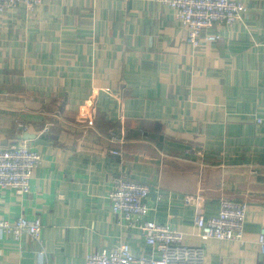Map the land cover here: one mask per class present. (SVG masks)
<instances>
[{"label": "crops", "instance_id": "0c3cea01", "mask_svg": "<svg viewBox=\"0 0 264 264\" xmlns=\"http://www.w3.org/2000/svg\"><path fill=\"white\" fill-rule=\"evenodd\" d=\"M240 1L245 20L197 47L159 0H49L2 14L0 148L27 133L43 159L27 195L0 187V218L41 217L43 229L41 241L0 235V264H40L41 252L86 264L122 242L151 253L112 213L120 175L151 186L150 218L204 247L205 264H264V0ZM223 199L248 203L240 240L194 226Z\"/></svg>", "mask_w": 264, "mask_h": 264}, {"label": "built area", "instance_id": "2783aa9c", "mask_svg": "<svg viewBox=\"0 0 264 264\" xmlns=\"http://www.w3.org/2000/svg\"><path fill=\"white\" fill-rule=\"evenodd\" d=\"M49 0H0V22L2 14L25 4L30 10ZM173 10L174 16L184 27L189 28L188 42L199 46L202 40L217 41L222 38L214 29L219 25L233 27L245 20L247 5L240 0H159ZM255 122L264 126V117ZM21 128L23 124H19ZM109 140L122 142L116 132H110ZM111 153L120 155L121 151L112 149ZM42 154L33 149L29 140H13L5 148H0V187L11 189L22 197L31 192L33 172L42 162ZM152 188L127 176L113 179L108 193V201L115 217H119L128 229H139L144 235L151 253L135 254L128 242L102 252H91L86 264H205V248L189 245L184 234L171 223H158L150 218L153 205L150 202ZM248 203L223 199L217 216L207 217L198 211L194 226L205 237L217 240H240L245 232ZM43 221L41 217L19 216L14 221L0 218V235L13 237L19 241L23 235H29L41 241ZM264 252V226L258 237ZM40 264H49L44 252L40 253Z\"/></svg>", "mask_w": 264, "mask_h": 264}, {"label": "rangeland", "instance_id": "374dc122", "mask_svg": "<svg viewBox=\"0 0 264 264\" xmlns=\"http://www.w3.org/2000/svg\"><path fill=\"white\" fill-rule=\"evenodd\" d=\"M93 118V121L95 120L96 122L100 123V122H103L102 119H100L99 117H97L96 115L92 117ZM83 121V119H82ZM107 125V126H106ZM99 126H102V127H108V124H106L105 122H103L102 124H100ZM108 136H110V131L108 132Z\"/></svg>", "mask_w": 264, "mask_h": 264}, {"label": "water", "instance_id": "95a60500", "mask_svg": "<svg viewBox=\"0 0 264 264\" xmlns=\"http://www.w3.org/2000/svg\"><path fill=\"white\" fill-rule=\"evenodd\" d=\"M31 138L32 137L28 135L27 133H25L23 136L20 137V139H24V140L31 139Z\"/></svg>", "mask_w": 264, "mask_h": 264}]
</instances>
